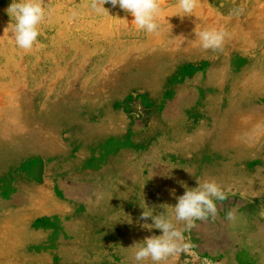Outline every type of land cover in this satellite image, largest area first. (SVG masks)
I'll return each mask as SVG.
<instances>
[{"label":"rangeland","instance_id":"374dc122","mask_svg":"<svg viewBox=\"0 0 264 264\" xmlns=\"http://www.w3.org/2000/svg\"><path fill=\"white\" fill-rule=\"evenodd\" d=\"M11 2L0 0V264H137L134 243L161 234L141 212L183 229L175 197L197 179L227 199L184 232L189 254L161 264H264V0H199L183 20L177 0H159L151 34L118 7L44 0L30 50ZM213 28L224 43L206 50L196 34Z\"/></svg>","mask_w":264,"mask_h":264},{"label":"clouds","instance_id":"9594fccd","mask_svg":"<svg viewBox=\"0 0 264 264\" xmlns=\"http://www.w3.org/2000/svg\"><path fill=\"white\" fill-rule=\"evenodd\" d=\"M178 9L174 15L179 16L181 20L185 16H191L199 5V0H177ZM111 5L112 8H119L127 14H130L132 21L139 30L146 33H157L161 27L159 16L162 11L159 0H91V8L97 13H103L109 10L105 5ZM11 20L15 19L13 35L16 44L24 50L32 49L40 35L38 25L45 19L46 11L44 0H12L6 9ZM11 25L5 28L6 31ZM204 49L218 50L224 43L226 33L216 29H205L197 33ZM198 187L188 188L181 181L180 184L185 188L184 194L175 197V190L171 194L176 198L174 205L175 220L184 222L183 229L177 228L172 220L164 214L153 215L152 212L143 210L139 220L152 223L141 225L142 228L160 230V235H150L142 242H135L132 246L136 248L134 259L137 264L151 260L152 264H161L169 257L187 255L191 252L193 245L186 240L185 231H190L195 227L196 221H206L210 217L215 219L218 215L217 201L223 202L227 199L225 191L214 180H207L201 183L197 179ZM144 208V207H142ZM145 209V208H144ZM229 220H235V213L229 211L226 214ZM202 264H210L209 261H203Z\"/></svg>","mask_w":264,"mask_h":264}]
</instances>
